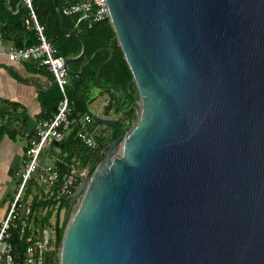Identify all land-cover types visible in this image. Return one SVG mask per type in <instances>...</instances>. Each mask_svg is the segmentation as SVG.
<instances>
[{
	"label": "water",
	"instance_id": "obj_1",
	"mask_svg": "<svg viewBox=\"0 0 264 264\" xmlns=\"http://www.w3.org/2000/svg\"><path fill=\"white\" fill-rule=\"evenodd\" d=\"M107 4L133 78L101 87L136 119L90 111L120 135L70 201L60 264H264V0ZM69 33L77 87L102 49L74 73Z\"/></svg>",
	"mask_w": 264,
	"mask_h": 264
},
{
	"label": "trees",
	"instance_id": "obj_2",
	"mask_svg": "<svg viewBox=\"0 0 264 264\" xmlns=\"http://www.w3.org/2000/svg\"><path fill=\"white\" fill-rule=\"evenodd\" d=\"M39 22L45 27L46 36L57 50L58 54L69 57L70 55H78L82 44L78 38L71 35L69 30L75 31L86 43L87 51L83 60H90L94 53L102 49L95 59L91 60L85 65L83 73V82L80 86L93 84L95 86H120L123 89L127 88L128 83L132 80V72L127 65L123 57V52L118 46L115 31L109 21H103L89 25L88 22H78L77 16H66L62 13L64 7L78 3L81 0H57L60 13L62 15L65 27L61 24L58 14L55 9L54 0H32ZM0 32L2 39L8 43L13 44L17 48H26L35 44H38L39 39L34 29H28L26 26V19L29 16V9L27 6L23 8L21 13L11 18L5 17L7 13H11L8 9V3L6 0H0ZM107 49H111L114 58L106 64L97 75L98 68L103 65L109 58L110 52ZM46 68V67H45ZM47 69V68H46ZM98 76V81L96 77ZM132 93H137V89L134 83L131 84ZM104 94H108L110 103L108 105L107 114L115 112L121 114L119 105L123 99L122 93L118 89H103ZM68 94L72 101V116L78 118L79 124L73 127L72 131L68 134L67 138L60 143L52 142L48 145L44 153L55 155L54 168L58 172V180L56 183V189L54 195L49 196L44 193L41 187H37V182L29 186L24 198V203L28 204L33 213L35 214V226L48 225L54 216V212L57 218V246L61 248L64 233L68 224L67 215L63 224L60 226V215L64 210H67L70 206V200L62 199L58 201L55 199L58 188L64 183L72 171V166L76 167L80 172L84 168L89 167L90 172L97 167V165L103 160L107 149L111 143L116 140L120 132L111 127L112 136L105 137L104 130L100 129V132L95 134L93 140L98 144V149H93L86 145L80 138L82 132L89 134V127L81 123V119L86 114H91L88 109L89 96L84 98L78 96V91L75 92L72 88H68ZM40 102L44 108L43 122L52 119L57 111L58 106L62 100V94L58 85L54 82V86L48 91L40 94ZM132 96L128 97L124 109L129 108L132 104ZM21 107L16 104L5 103L0 106V117L12 116L13 112L20 111ZM122 115V114H121ZM123 117L118 120V124L124 126L129 130L136 119L135 112L128 115H122ZM17 120L8 119L5 124L0 125V138L10 130V134L13 139H16L18 134ZM94 128L99 126L100 122L95 121ZM92 129V127H91ZM93 133V132H92ZM35 133L29 137L31 139L35 137ZM44 153L42 156V162L46 164L44 159ZM36 186V193L34 194V188ZM46 214L44 215V212ZM71 217V213L69 219ZM19 227V226H18ZM12 242L16 246L18 251H23L27 245L29 234H20V230L13 227L12 230Z\"/></svg>",
	"mask_w": 264,
	"mask_h": 264
},
{
	"label": "built area",
	"instance_id": "obj_3",
	"mask_svg": "<svg viewBox=\"0 0 264 264\" xmlns=\"http://www.w3.org/2000/svg\"><path fill=\"white\" fill-rule=\"evenodd\" d=\"M29 9L26 19L28 29H34L37 33L38 44L17 48L10 47L6 52L12 61L21 62L33 60L46 67L51 73L54 82L58 85L62 100L58 106L56 115L49 121L37 126L35 137L29 141L24 161V171L20 175L19 183L15 191L9 212L0 228V264H60L61 248L57 246V218L54 212V220L50 224L35 226V214L31 207L24 203V198L29 186L39 182L44 193L54 195L58 172L54 166L42 162V156L48 145L52 142H63L73 127L79 124L78 118L72 116V101L68 94L70 84L67 70L68 57L58 54L46 36L45 27L39 22L32 0H23ZM66 16H77L78 22L94 23L109 21L110 13L107 0H81L78 3L63 8ZM110 22V21H109ZM93 115L86 114L82 119L83 125H90ZM81 140L93 149H98V144L86 132L80 134ZM72 171L64 183L58 188L55 199L58 201L68 199L71 201L77 188L91 175L89 167L78 171L72 166ZM68 210V209H67ZM67 210L65 215H67ZM47 211L44 212V215ZM65 220V219H64ZM64 220L60 215V226ZM19 226V227H18ZM20 230V234H29L24 250L18 251L12 242V228Z\"/></svg>",
	"mask_w": 264,
	"mask_h": 264
},
{
	"label": "crops",
	"instance_id": "obj_4",
	"mask_svg": "<svg viewBox=\"0 0 264 264\" xmlns=\"http://www.w3.org/2000/svg\"><path fill=\"white\" fill-rule=\"evenodd\" d=\"M8 9L11 13H7L5 17L11 18L16 16L25 4H21V0H6ZM2 4V3H0ZM1 7V5H0ZM15 45L6 43L0 32V106L5 103L16 104L21 107L20 111L13 112L12 116L0 117V125L5 124L8 119L17 120L18 134L16 139L10 134V130L0 138V228L4 219L6 218L15 191L19 183L20 175L24 171V161L26 150L29 146V137L35 132L38 125L43 122L44 108L40 102V94L48 91L54 86V80L51 73L36 61H12L6 55L10 47ZM82 52V48L78 55H70L69 57H78ZM85 58V57H84ZM83 58V59H84ZM74 60L69 66L72 72L79 73L82 69L83 62L86 60ZM85 69V66H84ZM84 73V71H83ZM70 84L68 88H72L75 92L78 91V96L84 98L89 96L88 109L90 111L96 110L100 116L115 117L116 120L123 116L114 111L107 114L110 98L108 94L103 93V88L90 84L75 87L78 78L69 74ZM83 77V74H82ZM84 79V78H83ZM98 106L96 109L93 106ZM99 123L97 128H94V122L89 126V133L100 132ZM105 137L112 136V130L105 127ZM46 164L50 159L51 164L54 165L55 155L44 153Z\"/></svg>",
	"mask_w": 264,
	"mask_h": 264
},
{
	"label": "rangeland",
	"instance_id": "obj_5",
	"mask_svg": "<svg viewBox=\"0 0 264 264\" xmlns=\"http://www.w3.org/2000/svg\"><path fill=\"white\" fill-rule=\"evenodd\" d=\"M97 107H98L97 105H96V106H95V105L93 106L94 109H96ZM96 110L98 111V109H96ZM95 134H96V132H94V133H91V132H90V133H89V136L92 137V138L94 139ZM47 161L49 162L48 164H51L50 159L47 160ZM36 186H37V187H41L42 190H46L45 188L42 187V185H41L39 182H37V185H36ZM36 186H35V188H34V194L36 193ZM65 213H66V210H64V211L61 213V219H62V220H64V219L66 218ZM52 220H54V218H53Z\"/></svg>",
	"mask_w": 264,
	"mask_h": 264
},
{
	"label": "flooded vegetation",
	"instance_id": "obj_6",
	"mask_svg": "<svg viewBox=\"0 0 264 264\" xmlns=\"http://www.w3.org/2000/svg\"><path fill=\"white\" fill-rule=\"evenodd\" d=\"M105 127H106V128H108V129H111V127H110V126H108V125H106V126H104V125H101V126H100V129H101V130H102V129L104 130V129H105Z\"/></svg>",
	"mask_w": 264,
	"mask_h": 264
}]
</instances>
